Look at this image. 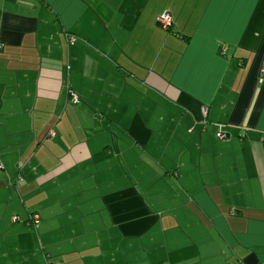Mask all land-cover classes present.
<instances>
[{"label":"crops","instance_id":"0c3cea01","mask_svg":"<svg viewBox=\"0 0 264 264\" xmlns=\"http://www.w3.org/2000/svg\"><path fill=\"white\" fill-rule=\"evenodd\" d=\"M263 62L264 0H0V264H264Z\"/></svg>","mask_w":264,"mask_h":264},{"label":"built area","instance_id":"2783aa9c","mask_svg":"<svg viewBox=\"0 0 264 264\" xmlns=\"http://www.w3.org/2000/svg\"><path fill=\"white\" fill-rule=\"evenodd\" d=\"M160 24H161V26L164 28V29H169L171 26H172V24H173V18H172V16L169 14V13H165V14H163V15H161V17H160ZM76 38L74 37V42H76ZM261 74H264V62H263V64H262V68H261ZM69 92V94H70V96H71V100H72V102L73 103H77L78 101H79V95H78V93L77 92H75L74 90H69L68 91ZM55 136V132L54 131H51L50 132V137L52 138V137H54ZM221 136V135H220ZM19 218L17 217V216H15L14 218H13V220L14 221H16V220H18ZM39 220H40V217L38 216V215H33V217H32V220H31V222H32V224L34 225V226H38V224H39ZM53 264V263H52Z\"/></svg>","mask_w":264,"mask_h":264},{"label":"rangeland","instance_id":"374dc122","mask_svg":"<svg viewBox=\"0 0 264 264\" xmlns=\"http://www.w3.org/2000/svg\"><path fill=\"white\" fill-rule=\"evenodd\" d=\"M160 17H161V16H160ZM74 37H75V36H73V35L70 34V36H69V38H68L70 44H73V43H74V41H73V40H74ZM75 38L77 39V37H75ZM72 90H73V89H72ZM74 91H75V90H74ZM75 92H76V91H75ZM78 95H79V94H78ZM48 130H50V129H48ZM48 130H47V131H48ZM25 136H26V132H23V138H25ZM46 137H47V138H46ZM46 137L44 136V139H45L46 141L53 140V139H51V137H50V131L47 133V136H46ZM39 142H40V140H39Z\"/></svg>","mask_w":264,"mask_h":264},{"label":"trees","instance_id":"16d2710c","mask_svg":"<svg viewBox=\"0 0 264 264\" xmlns=\"http://www.w3.org/2000/svg\"><path fill=\"white\" fill-rule=\"evenodd\" d=\"M79 98H80V97H79ZM79 100H80V99H79ZM78 102H79V101H78ZM52 138H53V137H52ZM52 138H51V139H52ZM32 217H33V216H32ZM38 226H39V224H38ZM38 226H37V227H38Z\"/></svg>","mask_w":264,"mask_h":264}]
</instances>
